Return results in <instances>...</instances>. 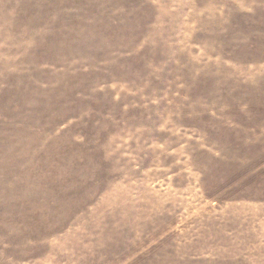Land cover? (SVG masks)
<instances>
[{
	"label": "rangeland",
	"instance_id": "rangeland-1",
	"mask_svg": "<svg viewBox=\"0 0 264 264\" xmlns=\"http://www.w3.org/2000/svg\"><path fill=\"white\" fill-rule=\"evenodd\" d=\"M0 264H264V0H0Z\"/></svg>",
	"mask_w": 264,
	"mask_h": 264
}]
</instances>
